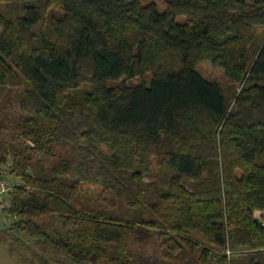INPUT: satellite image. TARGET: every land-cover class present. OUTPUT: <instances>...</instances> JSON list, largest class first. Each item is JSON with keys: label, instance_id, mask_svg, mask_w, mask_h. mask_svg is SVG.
I'll return each mask as SVG.
<instances>
[{"label": "trees", "instance_id": "1", "mask_svg": "<svg viewBox=\"0 0 264 264\" xmlns=\"http://www.w3.org/2000/svg\"><path fill=\"white\" fill-rule=\"evenodd\" d=\"M163 1L0 0L23 263L264 264V0Z\"/></svg>", "mask_w": 264, "mask_h": 264}, {"label": "rangeland", "instance_id": "2", "mask_svg": "<svg viewBox=\"0 0 264 264\" xmlns=\"http://www.w3.org/2000/svg\"><path fill=\"white\" fill-rule=\"evenodd\" d=\"M143 3H150L152 1H155L160 9H163L165 4L163 0H141ZM178 20H182L183 16H179L177 18ZM41 28V25H37L35 27V31L38 32L39 29ZM197 68L200 70V72L209 80H214L217 82H220L222 85H225L228 82L227 77L225 76L223 69L211 64L209 61L204 60L201 61L197 64ZM125 81L127 82H139L141 80V77H136L133 79H128V78H123ZM123 79H119V80H112L109 81V84L111 85H117L119 82H121ZM102 149L104 150V152L109 151V147L106 144L101 145ZM9 169H6V171ZM8 178L10 180H12V182L18 181L19 178L10 175L9 173L7 174ZM148 179H150L148 177ZM152 194L148 195V199H152ZM258 215H260L261 211L257 210ZM263 213V212H262ZM1 225V224H0ZM26 239L28 240V242H30L29 240V236L26 235ZM19 249L22 251L24 248V245L22 246H18ZM25 255H28V253H25ZM0 264H26L25 262H22L21 256L17 253V252H12L9 248V244L3 241H0Z\"/></svg>", "mask_w": 264, "mask_h": 264}, {"label": "built area", "instance_id": "3", "mask_svg": "<svg viewBox=\"0 0 264 264\" xmlns=\"http://www.w3.org/2000/svg\"><path fill=\"white\" fill-rule=\"evenodd\" d=\"M9 185L8 181L5 178L0 177V208L4 207V196L6 195V192L9 190ZM4 220L6 219L5 217H2Z\"/></svg>", "mask_w": 264, "mask_h": 264}, {"label": "crops", "instance_id": "4", "mask_svg": "<svg viewBox=\"0 0 264 264\" xmlns=\"http://www.w3.org/2000/svg\"><path fill=\"white\" fill-rule=\"evenodd\" d=\"M67 264H82V263H77V262H74V261H68Z\"/></svg>", "mask_w": 264, "mask_h": 264}]
</instances>
